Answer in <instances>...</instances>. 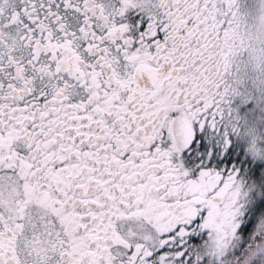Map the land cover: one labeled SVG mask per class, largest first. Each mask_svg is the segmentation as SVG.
Masks as SVG:
<instances>
[{"label": "snow or ice", "instance_id": "6c2138e0", "mask_svg": "<svg viewBox=\"0 0 264 264\" xmlns=\"http://www.w3.org/2000/svg\"><path fill=\"white\" fill-rule=\"evenodd\" d=\"M259 12L0 0V264H264V152L242 137L264 117L240 31Z\"/></svg>", "mask_w": 264, "mask_h": 264}, {"label": "flooded vegetation", "instance_id": "af4514ba", "mask_svg": "<svg viewBox=\"0 0 264 264\" xmlns=\"http://www.w3.org/2000/svg\"><path fill=\"white\" fill-rule=\"evenodd\" d=\"M248 2L251 3L252 0H248ZM256 16L258 15L249 17L246 21H242L240 30L243 45L248 49L244 61L250 71L264 68V39L262 38V34L258 33V25L262 26L263 21ZM244 23L247 24V28L243 27ZM238 59L239 57H237V60ZM239 66L238 64L237 67ZM230 87L233 90L231 99L236 108L241 107L251 99L252 86L248 83V71L242 69L238 75L234 68L231 72ZM242 127L244 129L242 137L247 140L249 150L256 153H260L264 150V117H262L260 113L255 115L250 112L245 113ZM260 227L264 228V221L261 222ZM231 243V240L227 241L225 247Z\"/></svg>", "mask_w": 264, "mask_h": 264}, {"label": "rangeland", "instance_id": "374dc122", "mask_svg": "<svg viewBox=\"0 0 264 264\" xmlns=\"http://www.w3.org/2000/svg\"><path fill=\"white\" fill-rule=\"evenodd\" d=\"M258 16H256V17H258V18H260L262 21H263V25L261 26V25H258V27H259V29H258V33L259 34H262V38L264 39V12H259L258 14H257ZM263 27V28H262ZM261 28V29H260ZM264 149V148H263ZM261 152H264V150H262ZM227 246H229V245H227ZM255 251V247H253V252Z\"/></svg>", "mask_w": 264, "mask_h": 264}]
</instances>
